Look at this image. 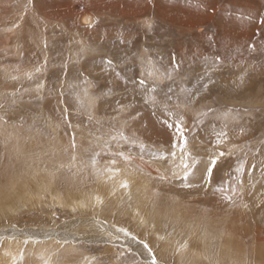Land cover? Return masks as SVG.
Here are the masks:
<instances>
[{
    "label": "rangeland",
    "instance_id": "374dc122",
    "mask_svg": "<svg viewBox=\"0 0 264 264\" xmlns=\"http://www.w3.org/2000/svg\"><path fill=\"white\" fill-rule=\"evenodd\" d=\"M261 21L264 0H0L4 264H264Z\"/></svg>",
    "mask_w": 264,
    "mask_h": 264
},
{
    "label": "bare ground",
    "instance_id": "6f19581e",
    "mask_svg": "<svg viewBox=\"0 0 264 264\" xmlns=\"http://www.w3.org/2000/svg\"><path fill=\"white\" fill-rule=\"evenodd\" d=\"M40 1V0H39ZM88 21V23H86L85 21ZM81 22L83 23V24H86V25H91L92 24V16H89V15H85L83 18H82V20H81ZM119 176V175H118ZM112 177V176H111ZM117 179H120V178H116V181H117ZM125 181V180H124ZM114 182L115 183V188L117 187V189L119 190L120 188H124V186L125 185H127L126 184V181L125 182ZM114 186V185H113ZM125 189H126V187H125ZM126 190H128V189H126ZM125 192V191H124ZM126 193V192H125ZM98 194L100 195H102V197H103V195H109L108 196V198L112 195V189H107L104 185H102V192H98ZM96 193L94 194V196H93V201L95 202L96 200L99 202L100 201V199H101V196L98 198V197H96ZM54 199V198H53ZM55 200V199H54ZM59 200V199H58ZM92 201V200H91ZM58 203H60V202H58ZM102 202H100L99 204H101ZM92 204H93V202H92ZM81 204H79V206H80ZM83 207H84V205H83ZM96 222V221H95ZM104 228H106V227H104ZM11 233V232H10ZM13 234H14V232H13ZM12 235V234H11ZM24 235V234H23ZM28 236V235H27ZM26 236V237H27ZM35 236V235H34ZM48 236V235H47ZM20 236L19 235H17V234H14V235H12V236H8V237H5L4 238V243L6 244V246L8 247V248H5L2 252L4 253V252H6V254H10V255H14V257H16L17 255L15 254L16 252H17V250H18V248H17V250L16 251H14V249L13 248H16V246H17V244H18V242H17V239L19 238ZM40 237V236H39ZM28 238L30 239V237L28 236ZM50 239V238H49ZM34 240H36V238L34 239ZM51 240V239H50ZM52 241H53V238H52ZM103 241V240H102ZM38 243V242H37ZM135 243V242H134ZM53 245V244H52ZM137 245V244H136ZM5 247V246H4ZM142 247V246H141ZM144 248V247H143ZM146 248V247H145ZM21 250V249H20ZM134 250H140V248L139 247H134ZM143 250V249H142ZM145 250V249H144ZM8 252V253H7ZM18 252H20L19 250H18ZM17 252V253H18ZM41 253L43 256H45L46 258H48V259H50L51 258V254H49L48 253V251L47 250H45V249H41V250H39L38 251V253ZM21 253V252H20ZM141 253V252H140ZM4 255V254H3ZM3 255H0V262H1V264H4L5 263V261L7 260L8 261V258L7 259H5V257L3 258L2 256ZM50 257H48V256ZM152 257V256H151ZM16 261V260H15ZM10 262H11V260H10ZM9 262V263H10ZM8 263V264H9ZM13 263V262H12ZM11 264V263H10ZM74 264H85V263H82V262H80V263H74ZM87 264V263H86Z\"/></svg>",
    "mask_w": 264,
    "mask_h": 264
},
{
    "label": "snow or ice",
    "instance_id": "6c2138e0",
    "mask_svg": "<svg viewBox=\"0 0 264 264\" xmlns=\"http://www.w3.org/2000/svg\"><path fill=\"white\" fill-rule=\"evenodd\" d=\"M85 22L88 23L87 20H86ZM261 23H264V21H261ZM210 39H211V38H210ZM140 84L143 85V84H144V81L141 80V81H140ZM184 139H186V138H184ZM215 164H216V161H213V162H212V167L208 169V179H209V180L211 179L212 168L215 167ZM185 167H187V165H185ZM126 186H127V185H125V187H126ZM186 186H190V185H186ZM152 264H156V262H155V258H153V262H152Z\"/></svg>",
    "mask_w": 264,
    "mask_h": 264
}]
</instances>
